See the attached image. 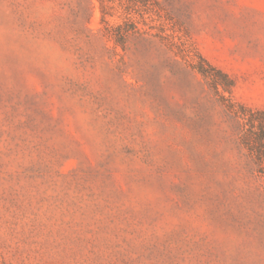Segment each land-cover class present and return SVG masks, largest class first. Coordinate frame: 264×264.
<instances>
[{"label": "rangeland", "instance_id": "1", "mask_svg": "<svg viewBox=\"0 0 264 264\" xmlns=\"http://www.w3.org/2000/svg\"><path fill=\"white\" fill-rule=\"evenodd\" d=\"M110 5L0 0V264H264V0Z\"/></svg>", "mask_w": 264, "mask_h": 264}, {"label": "trees", "instance_id": "2", "mask_svg": "<svg viewBox=\"0 0 264 264\" xmlns=\"http://www.w3.org/2000/svg\"><path fill=\"white\" fill-rule=\"evenodd\" d=\"M101 12V21L106 22V15H112L109 8L115 0H97ZM125 11L127 14L135 11V7L145 6L149 0H125ZM126 21H130L129 16ZM122 27L111 28L107 30L106 37L111 40L115 46L125 47L126 36L131 31L126 23ZM247 115V114H246ZM245 128L241 134L240 142L242 146L248 151L250 156L256 160L259 165H262L260 172L264 174V112H253L245 117Z\"/></svg>", "mask_w": 264, "mask_h": 264}]
</instances>
